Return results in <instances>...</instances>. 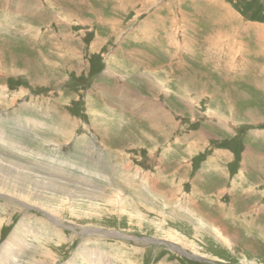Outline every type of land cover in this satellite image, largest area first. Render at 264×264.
<instances>
[{
	"label": "rangeland",
	"instance_id": "obj_1",
	"mask_svg": "<svg viewBox=\"0 0 264 264\" xmlns=\"http://www.w3.org/2000/svg\"><path fill=\"white\" fill-rule=\"evenodd\" d=\"M0 173V264H264V0H0Z\"/></svg>",
	"mask_w": 264,
	"mask_h": 264
},
{
	"label": "bare ground",
	"instance_id": "obj_2",
	"mask_svg": "<svg viewBox=\"0 0 264 264\" xmlns=\"http://www.w3.org/2000/svg\"><path fill=\"white\" fill-rule=\"evenodd\" d=\"M15 165V164H14ZM0 174H2V173H0ZM5 176V175H4ZM4 176H3V178H4ZM7 177H10L11 178V181L12 182H14V181H18L19 180V177L17 178V177H15L14 175H6ZM5 180V179H4ZM8 180V179H7ZM10 180V179H9ZM27 180V179H26ZM30 183H32V182H30ZM34 183V182H33ZM8 184V183H7ZM12 184H14V183H12ZM50 184H52V183H50ZM49 184V185H50ZM53 186H49V187H46V186H42V188H44V189H49V190H57V191H60V192H63V193H65V194H67V192H68V189H66V188H64L63 186H58V185H54V184H52ZM2 186L3 187H5V184H4V181H2ZM55 186V187H54ZM13 187L14 188H16L15 190L16 191H18V192H26V190L25 189H19V187H15L14 185H13ZM34 187H38V188H41V186H37V185H34ZM35 189V188H34ZM36 192V191H35ZM37 192H38V190H37ZM54 192V191H53ZM55 193V192H54ZM37 194V193H36ZM61 194V193H60ZM40 195V194H39ZM51 195V194H50ZM32 196V195H31ZM35 197V196H34ZM41 197V196H40ZM38 198H39V196H38ZM15 235H17L16 233H14L13 235H12V239L13 240H15L16 242H18L17 240H16V236ZM11 239V238H10ZM10 241V240H9ZM10 244V243H9ZM8 244V245H9ZM14 244L12 243L11 244V246H13ZM23 245V244H22ZM7 245H5L4 246V248L6 247ZM14 247V246H13ZM7 249V251H8V253L7 254H12L13 253V251H14V248H9V247H7L6 248ZM85 248H82L81 250H83L84 252H85V250H84ZM16 250V249H15ZM95 251V250H94ZM19 252V251H18ZM17 251L14 253V254H17L18 253ZM88 251H86V253H87ZM0 253H3V251H1ZM40 253L42 254L41 255V257L43 256V257H45V256H47V255H45V251H40ZM92 257V256H91ZM35 259V258H34ZM85 261V260H84ZM88 261V260H87ZM30 264H46V261H44L43 259L41 260V259H37V260H32L31 261V263Z\"/></svg>",
	"mask_w": 264,
	"mask_h": 264
},
{
	"label": "crops",
	"instance_id": "obj_3",
	"mask_svg": "<svg viewBox=\"0 0 264 264\" xmlns=\"http://www.w3.org/2000/svg\"><path fill=\"white\" fill-rule=\"evenodd\" d=\"M257 86V85H256Z\"/></svg>",
	"mask_w": 264,
	"mask_h": 264
}]
</instances>
